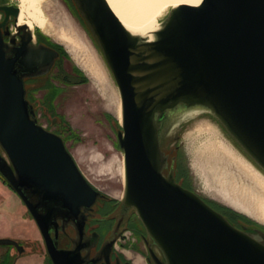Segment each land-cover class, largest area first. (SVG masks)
<instances>
[{
	"label": "water",
	"instance_id": "obj_1",
	"mask_svg": "<svg viewBox=\"0 0 264 264\" xmlns=\"http://www.w3.org/2000/svg\"><path fill=\"white\" fill-rule=\"evenodd\" d=\"M72 1L119 91L121 204L133 207L145 228L147 263L264 264V228L235 225L182 185L174 175L175 153L168 161L161 147L173 125L169 117L199 107L264 172V0L170 6L151 38L128 29L107 0ZM11 7L22 33L13 48L0 32V175L34 219L52 264H89L80 254L84 220L75 222L76 236L64 248L57 219L72 220L108 195L84 175L63 137L38 121L25 78L48 73L58 51L32 41L31 28L17 22L18 4L0 5V25ZM119 223L96 253L106 264H127L110 259ZM0 244L24 250L11 237H0Z\"/></svg>",
	"mask_w": 264,
	"mask_h": 264
},
{
	"label": "rangeland",
	"instance_id": "obj_2",
	"mask_svg": "<svg viewBox=\"0 0 264 264\" xmlns=\"http://www.w3.org/2000/svg\"><path fill=\"white\" fill-rule=\"evenodd\" d=\"M16 1L35 22L36 25L31 30L41 28L45 35L63 45L70 55V59L65 60L66 67L69 69L70 64L75 63L88 77L86 82L65 84L60 79V70L55 67L46 76L27 78V93L29 94L32 85L40 84L44 77L63 86L53 101L57 112L65 115L74 131L72 136H65L67 147L79 168L81 167L93 183L113 197L121 198L124 160L123 151L116 144L115 133L121 120L120 96L101 51L92 43L84 29L86 26L79 22L75 11L72 14L63 0ZM170 6L159 17V25L169 12ZM44 91L45 88L36 89L33 95L41 98ZM105 113L111 117L108 119L109 116ZM202 114L210 115L211 118L201 117ZM46 115H41L39 121L50 129H57V124L50 122L57 117ZM169 121L173 125L167 135H162V147L168 152L171 146L167 145L174 139L180 145L183 152L181 159L188 166L193 189L204 198L215 199L264 224V212L251 199V195L260 196V191L246 178L241 165L234 160L239 159L243 164L246 161L263 175L264 172L256 164H252L241 149L234 146L233 140L213 120L212 115L202 108L194 107L171 115ZM60 124L64 128L68 127L62 122ZM215 142L221 146L219 154L216 155L213 154L214 149H218ZM3 187L9 192L6 195L0 194V237L14 238L24 246V250L18 255L20 264H45V249L42 247L38 228L30 220L29 213L17 193L7 188L8 186ZM126 240H123L126 242L123 247L119 240L115 246L122 249L133 264H146L145 248L136 247L139 251L131 250L129 240ZM6 247L7 244H0V254Z\"/></svg>",
	"mask_w": 264,
	"mask_h": 264
},
{
	"label": "flooded vegetation",
	"instance_id": "obj_3",
	"mask_svg": "<svg viewBox=\"0 0 264 264\" xmlns=\"http://www.w3.org/2000/svg\"><path fill=\"white\" fill-rule=\"evenodd\" d=\"M63 1L66 4L67 8L72 11L71 12L72 14H73V11H75L74 13H76L77 16L81 17L72 0H63ZM4 4L15 6V5H17V1L16 0H0V5H4ZM71 4L73 7L71 6ZM13 9H14V7L10 8L8 15L6 17L5 23L3 25H0V32L2 34L3 41L6 42L8 46L13 47V48H15V47L17 48L21 45L20 44V38H21L20 36H21L22 30L16 28L15 14L12 12ZM4 17H5V11L3 9H0V22L4 19ZM79 17H78V19H79ZM79 22L81 23L80 19H79ZM84 29L87 32V35L91 38L92 43L94 44V40L92 39L90 32L88 31V29L86 27ZM32 33H33L32 41L35 44H37L38 42H42V43H45L47 45H50L51 47H53L54 49H56L58 51V56L55 58L53 66L51 67V69L56 67V69L58 71L60 69H62L63 71L69 73L71 76H75V73H73L71 68L68 69V67H66L65 63L67 60H66V57L62 53V48L59 46V44H57L58 42H55L51 37L47 38V36H45V33L42 31L41 28H34L32 30ZM11 38H12V40H11ZM8 53L13 54L14 51L10 50V51H8ZM58 59H60L59 63H61V66L58 63H56ZM60 73H62V71ZM45 74L38 75V76H32V77H39V76H43ZM27 78H30V77H26L25 82L27 81ZM36 113H37V117H38V121H39V117L41 115H44V112L42 109L39 108V109H37ZM201 117H206L209 119L211 118L210 115H206V114H202ZM47 128H49V127H47ZM169 146H171V147H169ZM234 146L237 149H240L236 144ZM167 147H169V151H168V153H169L168 154L169 155L168 161H169L170 156H171L170 152L175 153L177 150H179L180 145L177 142H175V139H174L171 143H169L167 145ZM162 149H164V148L162 147ZM175 161H176V157H175ZM0 182L4 185L8 186V188H11V190H14L9 185L8 182L6 183L3 180V178L1 176H0ZM93 184L95 186H97L95 183H93ZM189 186H188L189 188H193L191 183ZM98 188L105 195H108V197L99 196L97 198L96 202L91 207L81 208V211H80L78 217L71 216L72 220H69L68 218H65L64 221L62 218L57 219L58 220V228H57L58 229V246L68 248L72 245V239H74L76 236L74 224H75V222H80V220L83 219L84 220V229H85L86 235L81 238L82 239V242L80 244L81 245V249H80L81 256H83L89 262V264H106L104 259L97 258L96 253H97V250L99 249L100 245L104 241V239L110 236L111 229L115 226L117 220L120 219V223H119L118 228L116 230V232H118L119 235H118V239L116 240V242L113 245L112 252L110 255V259L113 262H115V258H116V256H118L122 262L126 261L127 264H133L132 260L125 255V253L123 252L122 249H120V248L118 249L117 246H115V244L119 240V244L123 247L126 244V242H124L123 240L127 241L126 239H128L129 240L128 245L131 246L129 249H131V250L134 249L136 251H139L138 249H135V248L140 247V249H142L144 247L145 251H146V255H147L148 254V245H147V241L144 239V235H147L145 228L142 225V223H141L139 217L137 216L133 207H129L127 209H124L122 207V204H121V198H115V197H113V195L108 194L105 190L101 189L100 187H98ZM113 199H115V200H113ZM23 205H24V203H23ZM24 207L27 210L25 205H24ZM29 218H30V220L35 222L34 219L32 218V216L30 215V213H29ZM131 224H133L134 227H131ZM38 232H39V229H38ZM51 234H52V232H51ZM40 237H41V243H43L42 247L45 249V254H44L45 264H52L50 257L46 251L44 240H43L41 234H40ZM148 241L150 244H152L149 237H148ZM133 246H135V247H133ZM152 246H154V244H152ZM21 252H18L15 245L7 244L6 249L3 252H1V254H0V264H20V260L18 259L19 258L18 255Z\"/></svg>",
	"mask_w": 264,
	"mask_h": 264
},
{
	"label": "trees",
	"instance_id": "obj_4",
	"mask_svg": "<svg viewBox=\"0 0 264 264\" xmlns=\"http://www.w3.org/2000/svg\"><path fill=\"white\" fill-rule=\"evenodd\" d=\"M71 6H72V4H71ZM79 19H80L81 23L84 26H86L82 17H79ZM45 36H47V38H50V36H48V35H45ZM57 44H59V46L62 48V53L66 57V59H70V55L65 50L63 45L60 43H57ZM59 62H60V60H59ZM58 64L61 65V63H58ZM70 66H71L70 68L73 71V73H75V76H71L69 73L60 69V72L62 71V73H60L59 75H60V79L62 82H64L65 84L66 83L74 84V83H82V82L88 81V77L82 71L81 68H79L75 63H71ZM46 74L43 76H46ZM39 77H42V76H39ZM30 78H36V77H30ZM43 79L44 80L41 81L40 84L32 85L30 87L29 94L27 93V98L33 103L35 111H37V109L40 108L43 110L44 115L52 114V116L57 117V119L50 120V122L52 124L53 123L57 124V129H55L54 131H56L57 133H60V135H62L63 139L66 140L65 136H69V137L72 136L74 131L70 127L69 122L66 120L65 115L63 113H58L56 111L55 103L53 101L54 98L59 94V92L62 91L63 87L61 85L59 86V84L52 83L50 80H48L45 77ZM39 88H45V91H44V94L41 96V98H36L33 95V91L36 89H39ZM105 115H107V113H105ZM107 117L109 119L111 116L108 114ZM114 120H115V122L118 123L116 118ZM60 122H62L63 124H66L68 127L64 128L62 126V124H60ZM63 133H65L66 135ZM116 144L118 146L117 142H116ZM235 144H237V143L235 142ZM181 155H183V152H182V149L179 148V150H177L175 152L176 161H175L174 175H175V178L177 181H179L182 185L188 187L190 185L192 179H191V175H189L188 166L184 162V160L181 159ZM3 180L7 183V181L4 178H3ZM204 199L209 204H211L214 208H216L217 210L222 212L224 215H226V217H228V219L237 226H239L240 223H247V224H256V225L264 228V224L259 223L258 221L247 216L246 214L241 213L238 210H236V209H234V208H232L226 204H223V203H221L215 199H208V198H204ZM113 200H115V199H113ZM131 227H134V225L131 224Z\"/></svg>",
	"mask_w": 264,
	"mask_h": 264
},
{
	"label": "bare ground",
	"instance_id": "obj_5",
	"mask_svg": "<svg viewBox=\"0 0 264 264\" xmlns=\"http://www.w3.org/2000/svg\"><path fill=\"white\" fill-rule=\"evenodd\" d=\"M107 1L114 10V12L118 15L120 20L124 23V25L128 29H130L133 32L151 38L153 36L152 31L159 26V17L168 6H170L171 4H172L171 6H174L179 3L197 4L199 3L200 0H107ZM18 5L20 11L18 13L17 22L26 23L29 26V28H31L35 24V22L27 15V13L20 6V4ZM63 39L66 38L63 37ZM120 111H121V104H120ZM118 113L120 115V112ZM215 143L218 149H214L215 151H213V154L216 155L219 154L220 152L219 149L221 148V146L218 142ZM234 161H237L241 165V169L244 175L246 176V178L251 180L260 191V196L257 197L255 195H251L252 196L251 199H253L264 212V175L256 168H253L245 160H244L245 164L240 162L239 159L238 160L235 159Z\"/></svg>",
	"mask_w": 264,
	"mask_h": 264
},
{
	"label": "crops",
	"instance_id": "obj_6",
	"mask_svg": "<svg viewBox=\"0 0 264 264\" xmlns=\"http://www.w3.org/2000/svg\"><path fill=\"white\" fill-rule=\"evenodd\" d=\"M4 185V184H3ZM2 183L0 182V194L6 195L8 194L9 190L3 187ZM6 186V185H5ZM8 188V187H7ZM129 251V250H128ZM147 264V263H146Z\"/></svg>",
	"mask_w": 264,
	"mask_h": 264
}]
</instances>
